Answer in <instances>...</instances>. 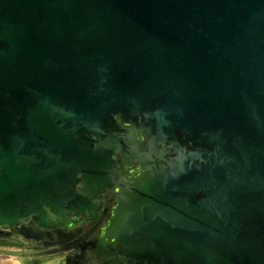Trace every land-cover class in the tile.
Instances as JSON below:
<instances>
[{
	"label": "water",
	"instance_id": "water-1",
	"mask_svg": "<svg viewBox=\"0 0 264 264\" xmlns=\"http://www.w3.org/2000/svg\"><path fill=\"white\" fill-rule=\"evenodd\" d=\"M113 185L87 264H264V0H0V234Z\"/></svg>",
	"mask_w": 264,
	"mask_h": 264
},
{
	"label": "flooded vegetation",
	"instance_id": "flooded-vegetation-1",
	"mask_svg": "<svg viewBox=\"0 0 264 264\" xmlns=\"http://www.w3.org/2000/svg\"><path fill=\"white\" fill-rule=\"evenodd\" d=\"M133 135L138 142V149L141 150L145 143V134L138 127ZM118 163L120 166L118 170L122 176L120 183L128 184L136 175L144 171L140 165L125 164L122 156L118 159ZM117 190L118 187L113 185L102 195L101 204L94 215L86 213L70 216L72 222L68 227L39 228L33 221H29L19 227L11 228L5 234H0V243L25 248L24 252L31 253V257L28 258L32 262L38 260L45 263L44 261L65 257L64 264H87V258L100 253L103 248L100 241L112 211L117 206ZM106 259L105 256L98 257V260L106 261Z\"/></svg>",
	"mask_w": 264,
	"mask_h": 264
},
{
	"label": "rangeland",
	"instance_id": "rangeland-1",
	"mask_svg": "<svg viewBox=\"0 0 264 264\" xmlns=\"http://www.w3.org/2000/svg\"><path fill=\"white\" fill-rule=\"evenodd\" d=\"M24 251H26L25 248L0 243V264H11V262H18L21 264L23 262V258L12 255L11 252Z\"/></svg>",
	"mask_w": 264,
	"mask_h": 264
},
{
	"label": "bare ground",
	"instance_id": "bare-ground-1",
	"mask_svg": "<svg viewBox=\"0 0 264 264\" xmlns=\"http://www.w3.org/2000/svg\"><path fill=\"white\" fill-rule=\"evenodd\" d=\"M40 263L46 264V263H42V262H40ZM40 263L38 262V260L36 262L35 261L32 262L28 257H23V262L21 264H40ZM11 264H19V263L18 262H11Z\"/></svg>",
	"mask_w": 264,
	"mask_h": 264
}]
</instances>
